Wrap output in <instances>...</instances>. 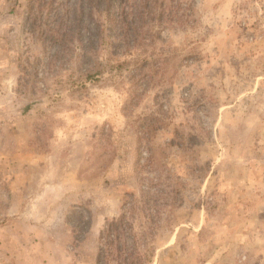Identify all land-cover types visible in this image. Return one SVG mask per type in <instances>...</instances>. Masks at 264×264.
Listing matches in <instances>:
<instances>
[{
  "label": "rangeland",
  "instance_id": "obj_1",
  "mask_svg": "<svg viewBox=\"0 0 264 264\" xmlns=\"http://www.w3.org/2000/svg\"><path fill=\"white\" fill-rule=\"evenodd\" d=\"M30 1L0 0V264H97L123 212L151 264H264V0H173L58 102Z\"/></svg>",
  "mask_w": 264,
  "mask_h": 264
},
{
  "label": "trees",
  "instance_id": "obj_2",
  "mask_svg": "<svg viewBox=\"0 0 264 264\" xmlns=\"http://www.w3.org/2000/svg\"><path fill=\"white\" fill-rule=\"evenodd\" d=\"M173 0H76L71 9H62L58 0H31L28 22L38 25L34 32L43 41L48 63L69 68L67 80L44 83V94L58 102L76 94L87 83H96L109 66L119 63L100 61L101 54L124 57L144 40V23L164 18L174 8ZM65 63V65H63ZM74 64V67H73ZM37 78L38 73L33 74ZM54 90V91H52ZM50 92V93H49ZM28 106L26 110H29ZM68 217V225L73 223ZM127 212L107 221L100 232L101 250L97 264H151L152 253H143Z\"/></svg>",
  "mask_w": 264,
  "mask_h": 264
},
{
  "label": "crops",
  "instance_id": "obj_3",
  "mask_svg": "<svg viewBox=\"0 0 264 264\" xmlns=\"http://www.w3.org/2000/svg\"><path fill=\"white\" fill-rule=\"evenodd\" d=\"M21 238V237H20Z\"/></svg>",
  "mask_w": 264,
  "mask_h": 264
}]
</instances>
